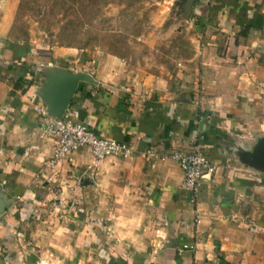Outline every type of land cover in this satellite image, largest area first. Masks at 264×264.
<instances>
[{
    "label": "crops",
    "instance_id": "0c3cea01",
    "mask_svg": "<svg viewBox=\"0 0 264 264\" xmlns=\"http://www.w3.org/2000/svg\"><path fill=\"white\" fill-rule=\"evenodd\" d=\"M192 14L197 46L172 80L11 41L0 20V264H264V0H195ZM73 78L64 112L127 156L83 147L44 166L37 108ZM197 142L215 169L192 202L168 154Z\"/></svg>",
    "mask_w": 264,
    "mask_h": 264
},
{
    "label": "rangeland",
    "instance_id": "374dc122",
    "mask_svg": "<svg viewBox=\"0 0 264 264\" xmlns=\"http://www.w3.org/2000/svg\"><path fill=\"white\" fill-rule=\"evenodd\" d=\"M186 1L0 0V20L11 21V41L114 54L131 68L168 80L183 70L197 46L199 30ZM54 204L39 203L36 209L54 211Z\"/></svg>",
    "mask_w": 264,
    "mask_h": 264
},
{
    "label": "built area",
    "instance_id": "2783aa9c",
    "mask_svg": "<svg viewBox=\"0 0 264 264\" xmlns=\"http://www.w3.org/2000/svg\"><path fill=\"white\" fill-rule=\"evenodd\" d=\"M37 112L41 134L53 142L52 154L44 162V166L51 170L68 154L83 147L90 150L95 162L110 155L125 157L131 151L128 141L97 135L86 123L73 120L69 112L61 116L51 115L42 105ZM168 157L179 165L183 173L182 188L195 202L200 184L209 179L215 169L206 157V145L197 142L189 151L174 149Z\"/></svg>",
    "mask_w": 264,
    "mask_h": 264
},
{
    "label": "water",
    "instance_id": "95a60500",
    "mask_svg": "<svg viewBox=\"0 0 264 264\" xmlns=\"http://www.w3.org/2000/svg\"><path fill=\"white\" fill-rule=\"evenodd\" d=\"M195 0H187L185 7L188 12L192 11V6ZM76 84V79H71L67 81L65 84L61 86L58 85L54 87L48 95L49 105H47V110L51 115L61 116L66 107L69 105L73 90ZM9 205V201L7 199L0 200V214L6 210Z\"/></svg>",
    "mask_w": 264,
    "mask_h": 264
},
{
    "label": "trees",
    "instance_id": "16d2710c",
    "mask_svg": "<svg viewBox=\"0 0 264 264\" xmlns=\"http://www.w3.org/2000/svg\"><path fill=\"white\" fill-rule=\"evenodd\" d=\"M39 52H41V53L43 52V53H44V51H43V50H39Z\"/></svg>",
    "mask_w": 264,
    "mask_h": 264
}]
</instances>
